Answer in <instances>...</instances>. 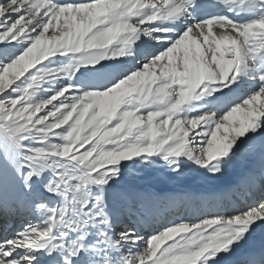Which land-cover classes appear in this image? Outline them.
Returning <instances> with one entry per match:
<instances>
[{
  "label": "snow or ice",
  "instance_id": "6c2138e0",
  "mask_svg": "<svg viewBox=\"0 0 264 264\" xmlns=\"http://www.w3.org/2000/svg\"><path fill=\"white\" fill-rule=\"evenodd\" d=\"M0 264H264V0H0Z\"/></svg>",
  "mask_w": 264,
  "mask_h": 264
},
{
  "label": "bare ground",
  "instance_id": "6f19581e",
  "mask_svg": "<svg viewBox=\"0 0 264 264\" xmlns=\"http://www.w3.org/2000/svg\"><path fill=\"white\" fill-rule=\"evenodd\" d=\"M246 202H247L246 200H241V201L239 202V206H244V204H245Z\"/></svg>",
  "mask_w": 264,
  "mask_h": 264
}]
</instances>
